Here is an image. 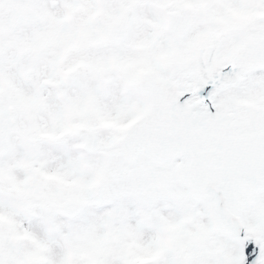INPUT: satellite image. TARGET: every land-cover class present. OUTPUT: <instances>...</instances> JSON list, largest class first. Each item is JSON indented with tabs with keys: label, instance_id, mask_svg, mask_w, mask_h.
<instances>
[{
	"label": "snow or ice",
	"instance_id": "obj_1",
	"mask_svg": "<svg viewBox=\"0 0 264 264\" xmlns=\"http://www.w3.org/2000/svg\"><path fill=\"white\" fill-rule=\"evenodd\" d=\"M0 264H264V0H0Z\"/></svg>",
	"mask_w": 264,
	"mask_h": 264
}]
</instances>
